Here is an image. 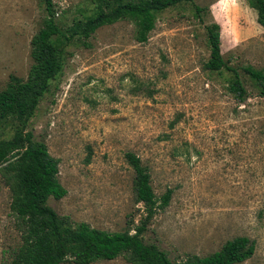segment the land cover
<instances>
[{
  "label": "rangeland",
  "instance_id": "obj_1",
  "mask_svg": "<svg viewBox=\"0 0 264 264\" xmlns=\"http://www.w3.org/2000/svg\"><path fill=\"white\" fill-rule=\"evenodd\" d=\"M52 1L62 31L94 8L93 0ZM248 1L181 3L158 16L143 44L130 21L98 29L86 46L61 41L62 71L26 128L59 162L67 194L50 198L48 207L73 225L132 233L145 216L125 160L132 152L147 167L157 198L172 191L145 243L182 261L248 237L256 250L241 264H264V100L242 71L264 68V30ZM195 7L207 9L200 20ZM45 16L42 0H0V91L10 77L26 79L31 41ZM213 21L222 57L248 92L245 105L228 92L229 73L204 69L205 26ZM12 134L8 126L0 139ZM11 202L0 176V264L1 254L20 242ZM94 264L131 263L120 256Z\"/></svg>",
  "mask_w": 264,
  "mask_h": 264
},
{
  "label": "trees",
  "instance_id": "obj_2",
  "mask_svg": "<svg viewBox=\"0 0 264 264\" xmlns=\"http://www.w3.org/2000/svg\"><path fill=\"white\" fill-rule=\"evenodd\" d=\"M45 7L43 27L31 41L32 64L25 80L10 77L0 91V130L12 128V137L0 139V176L11 192V212L19 222V243L1 254L3 264H94L113 261L124 256L131 264H241L255 253L256 243L248 237L227 241L219 251L205 257L187 256L172 261L155 244L145 243L143 234L159 210L171 199V190L157 198L151 186L147 167L132 152L125 160L134 173V192L145 216L132 233L106 232L86 223L71 224L60 218L47 202L61 200L67 194L58 180V160L51 157L43 142L34 141L27 123L51 80L62 71V51L59 44L76 38L83 46L95 32L105 26L130 21L135 26L134 38L146 43L154 30L158 16L181 3L193 0H93L94 8L82 14L70 28L62 31L55 22L52 0H42ZM249 7L257 13V24L264 30V0H249ZM207 9L195 7L200 20ZM220 27L214 21L205 26V42L209 58L204 69L212 73L227 72V90L238 104L245 105L248 92L235 67L229 66L220 51ZM264 100V68H242Z\"/></svg>",
  "mask_w": 264,
  "mask_h": 264
}]
</instances>
